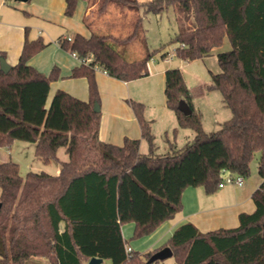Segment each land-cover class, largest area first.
I'll list each match as a JSON object with an SVG mask.
<instances>
[{
  "label": "trees",
  "instance_id": "obj_1",
  "mask_svg": "<svg viewBox=\"0 0 264 264\" xmlns=\"http://www.w3.org/2000/svg\"><path fill=\"white\" fill-rule=\"evenodd\" d=\"M100 1L102 13L114 1L130 9L143 6L149 13L173 7L182 21L173 38L175 51L184 60L212 55L227 36L231 49L218 53L221 71L212 74L207 87L222 93L232 117L207 132L181 69L169 68L166 104L180 128L193 129V140L178 152L157 155L145 104L130 98L148 152H141L140 139L125 138L121 145L102 141L101 112L94 108L100 103L96 66L131 81L150 74L155 52L126 58L116 44L133 36L92 31L90 36L76 33L70 42L60 37L64 49L92 58L71 74L87 79L89 98L59 89L48 104L59 72L54 68L46 74L30 64L48 43L27 37L8 73L0 63V146L11 147L18 139L33 142L44 164L57 160L61 169L23 176L18 162H0V264H83L92 257L111 264H154L148 259L165 246L179 264H264V0ZM65 2L64 13L73 16L79 0ZM1 57H6L2 50ZM181 99L192 107L191 114L179 108ZM62 147L67 161L58 158ZM256 153L262 178L252 194L256 208L240 213L238 226L201 232L187 222L162 247L127 252L124 224L135 223L134 238L153 233L181 210L186 188L202 186L213 193L226 172L248 177Z\"/></svg>",
  "mask_w": 264,
  "mask_h": 264
},
{
  "label": "crops",
  "instance_id": "obj_2",
  "mask_svg": "<svg viewBox=\"0 0 264 264\" xmlns=\"http://www.w3.org/2000/svg\"><path fill=\"white\" fill-rule=\"evenodd\" d=\"M3 1L0 0V50L4 51L7 61L11 65L19 61L24 46L23 43H25L27 37L29 40L42 37L45 42L46 40L48 41L46 42L48 45L38 55L36 54L32 57L30 64L46 74H50L54 68L58 69V77L51 82L48 104H50L54 94L59 89L66 90L80 99L88 100L89 85L87 79L85 77H71L73 69L80 66L81 61L73 52L61 47L58 39L60 37H73L76 33L90 36L92 31L113 33L121 36L125 33V29H123L126 27L125 22L122 21L123 25L118 29H112L109 24L102 25L99 22V18L103 14L96 9L99 0H79L73 16H67L64 13L65 0H32L30 5L21 1L22 3L19 4V7L7 5ZM130 11L131 9L127 8L124 14ZM69 32L72 34L69 35ZM153 60L155 61V59ZM153 65L154 67L153 69L151 68L149 75L138 78V80L148 82V92H146L145 96L149 100L156 98V92L161 86L162 80H165L166 70L169 69V67L165 66L160 67L158 63ZM175 68L181 69L180 67ZM99 71L96 74L102 101L100 106L102 114L99 139L118 145L123 144L125 138L140 139L141 152L146 146L147 151L143 153H147L148 143L142 138V130L138 119L130 104H128V98L133 92L135 93V87L132 83L137 80L123 81L110 76L102 69H99ZM181 71L184 75L182 69ZM155 76L158 79H154ZM189 89L194 102V92L191 88ZM161 112L160 116L162 115L168 120L167 123L163 121L165 122L163 124L165 128H168L167 132L171 129H176V127L178 128L177 118L176 121L174 120L173 113L175 111H172L165 104ZM199 113H201L202 123L205 127L202 112L200 111ZM145 116L150 121L157 120L156 116H148V109L145 111ZM229 116L230 113L224 112L225 118H229ZM224 117L221 120H216L218 127L221 122L227 120ZM185 130L188 129L179 128L178 134ZM184 134L188 140H193L195 136L193 131L192 133L184 132ZM60 149L58 150L59 160L67 161L68 159L66 160L64 156L62 158L59 156ZM64 151L66 152V148H64ZM2 156L3 154L0 158ZM60 169L61 162L57 161L56 168L51 174H58ZM256 169L258 171V162ZM261 182L262 179L259 176L252 177V179L251 177H245L242 185L227 184L219 187L213 193L206 192V189L202 186L188 187L182 194V208L173 218L163 222L153 233L140 238H134L133 236L135 223L128 222L122 226L123 236L126 238L127 245L132 247L134 251L145 253L162 247L174 234L176 228L187 222H192L201 232H208L221 227H236L239 224L240 213H251L255 210L256 206L252 199V194ZM42 262L48 263L45 259ZM103 262L111 264L108 260H103ZM83 264H89V260L84 261Z\"/></svg>",
  "mask_w": 264,
  "mask_h": 264
},
{
  "label": "rangeland",
  "instance_id": "obj_3",
  "mask_svg": "<svg viewBox=\"0 0 264 264\" xmlns=\"http://www.w3.org/2000/svg\"><path fill=\"white\" fill-rule=\"evenodd\" d=\"M3 1V0H2ZM140 3L148 2L149 0H138ZM7 5H13L14 7H19L21 1L17 0H4ZM100 0L97 2V8H99ZM27 5L32 4V0L24 1ZM128 7L124 6L121 1L111 2L107 10L103 12L99 22L102 25L109 24L113 28H121L122 21L125 22L126 27L121 37L133 36L132 40L121 42L117 45V49L125 55L128 59H136L143 56L146 52H155L153 59L150 60L149 69H153L155 63H158L160 67L165 66L169 68L180 67L184 72L185 80L188 87L191 88L195 95V105L198 110L202 112L203 120L205 124V130L207 132L218 130L219 127L216 124V120H221L224 117V112L230 113L229 118L232 117V111L228 108L224 101L222 93L217 89H208V84L212 81V74L219 73L221 71L220 65L218 63V53L231 49V42L226 36L224 42L220 47L214 49L212 55L201 59L194 60H184L176 55L175 49L177 43H174L173 38L177 33H179L181 20H177V15L175 9L170 7L165 9L160 13L145 12L144 7H135L131 9L130 12L124 14ZM99 14L98 12H96ZM142 18L141 24L137 27L138 19ZM72 33L69 32V35ZM46 39H48L46 37ZM49 40V39H48ZM45 41V40H44ZM46 42H48L46 40ZM166 54L165 56H163ZM157 65V66H159ZM100 71L96 69V74ZM158 79V77H154ZM97 80V78H96ZM137 80V81H134ZM135 83L132 85L135 87V93L130 95L128 99H133L136 101L143 102L145 104V110L148 109L149 117H157L156 121L152 122V131L155 136V142L157 145V155L172 154L174 152L180 151L186 144L191 140H188L184 132L192 133L193 129H188L181 131L178 134V130L174 133V129L167 132L168 128L163 125L167 123L166 117L160 116L161 109H164L166 104L165 95V80L161 82V86L156 92V98L154 100H149L147 98L146 92H148V82L134 79ZM144 80V79H143ZM151 80V79H145ZM98 84V81H97ZM99 88V87H98ZM206 90V91H205ZM100 93V92H99ZM129 104V103H128ZM101 95H100V103ZM167 105V104H166ZM102 114V110L100 108ZM174 114V120L176 121V115ZM145 115V112H144ZM146 117V116H145ZM223 118V119H224ZM165 121V122H163ZM180 127L178 126V129ZM194 132V131H193ZM185 135V136H184ZM195 135V133H194ZM36 144L33 142L15 141L11 147H1L0 146V157L3 154L0 162H5L8 160L18 162L20 164L21 173L25 176L29 171H40L45 170L49 173L55 170L57 161L54 160L50 164H44L35 153ZM143 152L147 151V147L142 149ZM67 152L64 148L60 149L59 156L67 160ZM260 154L256 153L253 162H251V172L248 177L261 176L259 175L256 166L257 162L259 164ZM41 167V168H40ZM40 169V170H39ZM257 173V175H256ZM262 179V178H261ZM234 185V184H230ZM1 191V190H0ZM1 193V192H0ZM109 262H106L108 264ZM154 264H179L175 255L168 257L163 260H157Z\"/></svg>",
  "mask_w": 264,
  "mask_h": 264
},
{
  "label": "water",
  "instance_id": "obj_4",
  "mask_svg": "<svg viewBox=\"0 0 264 264\" xmlns=\"http://www.w3.org/2000/svg\"><path fill=\"white\" fill-rule=\"evenodd\" d=\"M20 1H27V0H20ZM1 63V69L3 72L8 73L12 67V65L7 61L5 57L0 58ZM95 110L98 112L100 111V105L98 103L94 106ZM179 108L187 115L191 114L193 112L192 107L188 104V102L185 99H181L179 103ZM1 206V201H0ZM173 255V250L170 246H165L162 249L156 251L149 259L148 261L150 263L155 262L157 260H163L168 257H171ZM103 262V259L100 257H92L89 260V264H100Z\"/></svg>",
  "mask_w": 264,
  "mask_h": 264
},
{
  "label": "built area",
  "instance_id": "obj_5",
  "mask_svg": "<svg viewBox=\"0 0 264 264\" xmlns=\"http://www.w3.org/2000/svg\"><path fill=\"white\" fill-rule=\"evenodd\" d=\"M69 42L72 40L71 36L66 37ZM176 52V51H175ZM73 54L78 57L81 61V63H89L92 58L91 57H87V58H81L79 57L75 52H73ZM96 69H100L98 66H96ZM105 72V71H104ZM244 179L245 177L241 174H233L230 172H226L222 178V181L219 183V187H223L227 184H236V185H242L244 183ZM126 250L128 253H131L133 251L132 247L128 246L126 247ZM100 264H105L104 262L100 263Z\"/></svg>",
  "mask_w": 264,
  "mask_h": 264
}]
</instances>
